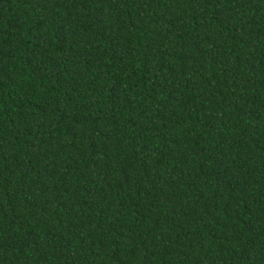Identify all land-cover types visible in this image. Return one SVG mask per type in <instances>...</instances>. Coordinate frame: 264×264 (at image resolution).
<instances>
[{
    "label": "trees",
    "instance_id": "trees-1",
    "mask_svg": "<svg viewBox=\"0 0 264 264\" xmlns=\"http://www.w3.org/2000/svg\"><path fill=\"white\" fill-rule=\"evenodd\" d=\"M0 264H264V0H0Z\"/></svg>",
    "mask_w": 264,
    "mask_h": 264
}]
</instances>
